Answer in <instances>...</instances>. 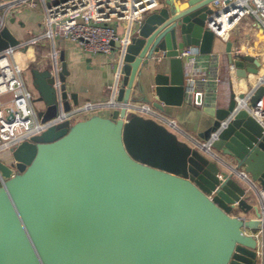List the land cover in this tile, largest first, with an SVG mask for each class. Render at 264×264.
<instances>
[{
    "label": "water",
    "instance_id": "water-1",
    "mask_svg": "<svg viewBox=\"0 0 264 264\" xmlns=\"http://www.w3.org/2000/svg\"><path fill=\"white\" fill-rule=\"evenodd\" d=\"M212 3L158 2L130 23L122 42L110 41L120 72L117 107L50 123L8 148L0 158V264H264L255 197L256 184H264V127L250 112L264 92V69L246 91L230 90L224 104L209 105L201 142L184 141L134 109L149 97L158 109L190 95L200 102L184 82L177 48L210 51L214 35L204 20L217 12ZM17 42L3 24L0 48ZM224 50L237 75L260 64L231 50L228 39ZM162 58L165 71L157 69ZM57 59L66 109L77 102L65 87L62 50ZM28 72L32 101L42 103L36 116L46 119L57 110L53 78L47 66ZM141 74L150 85L133 99L132 80Z\"/></svg>",
    "mask_w": 264,
    "mask_h": 264
},
{
    "label": "built area",
    "instance_id": "built-area-1",
    "mask_svg": "<svg viewBox=\"0 0 264 264\" xmlns=\"http://www.w3.org/2000/svg\"><path fill=\"white\" fill-rule=\"evenodd\" d=\"M158 0H0V27L6 18L18 5L41 6V30L27 38L18 39L15 44L0 48V94L7 93V99H0V150L7 149L23 139H29L46 125L64 118L70 120L83 117L97 107H117L120 101L115 99L116 87L120 72L116 67L112 71L109 96L102 101L84 100L63 109L58 96L60 79L58 77V51L53 46V37L62 36L76 42L86 52H108L112 46L111 40L123 41L132 21H138L141 16L157 5ZM212 6L217 12H210L204 24L213 35L226 38L229 29L243 15H253L264 27V0H213ZM123 27V35L119 36L116 26ZM46 38L49 44H40L34 52L36 56L44 54L48 58L49 73L52 76V86L56 89V112L40 120L32 105L35 91L32 86L24 83V61L19 62L14 52H22L29 45ZM234 50H238L235 48ZM198 53L197 46L185 44L177 48V55L183 61V79L188 89H195L192 62ZM160 54L155 57L159 58ZM25 57V56H24ZM25 59V58H24ZM203 77V76H201ZM137 103V102H136ZM134 103V109L144 115H151L147 103ZM250 112L264 127V92L255 100ZM153 116V115H152ZM156 118V117H155ZM160 121L165 127L177 133L179 131L173 118L161 116ZM4 159V158H3ZM243 176L242 170H238ZM258 218L264 220V184L256 189ZM258 229L252 234L256 235ZM263 244V242H262ZM261 244V246H262ZM258 251V249H257Z\"/></svg>",
    "mask_w": 264,
    "mask_h": 264
},
{
    "label": "crops",
    "instance_id": "crops-1",
    "mask_svg": "<svg viewBox=\"0 0 264 264\" xmlns=\"http://www.w3.org/2000/svg\"><path fill=\"white\" fill-rule=\"evenodd\" d=\"M50 0H45L48 2ZM158 0L157 2H160ZM185 2L180 3V6ZM12 16V19H9ZM41 6L36 2L34 6L25 4L18 5L7 16L5 24L16 38H27L41 30ZM119 36L123 35V27L116 26ZM230 40V49L238 48L240 53H247L253 57H258L260 64L251 63L253 72H248L244 77L237 75L234 67L230 63V58L226 56L224 41ZM53 46L57 51L62 50L67 74L64 77L65 87L68 91H74L76 102L84 100L102 101L109 96L110 84L112 82V60L115 50L111 46L108 52H86L76 42L62 36L53 37ZM40 44L47 45L49 41L42 38L41 41L29 45L23 49L24 56L27 55L31 61L38 62L37 67H43L47 59L44 54L36 56L34 52L39 49ZM43 62V63H42ZM42 64V65H41ZM36 66V65H34ZM166 60L161 59L157 64V69L165 71ZM264 69V27L251 14L241 16L229 29L226 38L214 35L209 52H198L192 62L194 73V91L200 93V102L193 101L192 95L180 104H163L161 109L151 105L152 98H141L139 95L150 85V78L144 75H135L130 87V96L134 99L138 97L136 104L147 103L150 114L160 119L161 116L173 118L179 131L177 136L184 140L201 142L206 135V128L212 116L206 112L209 105L224 104L230 90L234 93L246 91L248 82L255 80L256 76ZM203 76V77H201ZM24 77L31 86L29 72L25 71ZM35 93V92H34ZM147 96V95H146ZM1 100L7 99V95ZM35 102V103H34ZM35 108L42 107L40 101H33ZM72 105V104H71ZM112 107L100 106L91 112L107 114ZM260 185L256 184V189Z\"/></svg>",
    "mask_w": 264,
    "mask_h": 264
},
{
    "label": "rangeland",
    "instance_id": "rangeland-1",
    "mask_svg": "<svg viewBox=\"0 0 264 264\" xmlns=\"http://www.w3.org/2000/svg\"><path fill=\"white\" fill-rule=\"evenodd\" d=\"M45 45H43V47H44ZM25 59H24V66H23V68H24V71H28V68L30 67V66H33V65H38V62H37V60L36 61H31L29 58H28V56L27 55H25V57H24ZM43 63V62H42ZM49 64V62H48V58L45 60V65H48ZM42 65V64H41ZM44 65V64H43ZM24 83H25V86H28V83H27V81H26V78L24 77ZM1 95V98H4L6 95L8 96V94L7 93H2V94H0ZM35 103V102H34ZM32 105H33V107L35 108L36 107V105L35 104H33L32 103ZM73 120V119H72ZM176 134H178V133H176ZM0 158H4V159H6V158H8V150L7 149H1L0 150Z\"/></svg>",
    "mask_w": 264,
    "mask_h": 264
},
{
    "label": "bare ground",
    "instance_id": "bare-ground-1",
    "mask_svg": "<svg viewBox=\"0 0 264 264\" xmlns=\"http://www.w3.org/2000/svg\"><path fill=\"white\" fill-rule=\"evenodd\" d=\"M14 56L19 62L24 61V53L16 51V52H14Z\"/></svg>",
    "mask_w": 264,
    "mask_h": 264
}]
</instances>
